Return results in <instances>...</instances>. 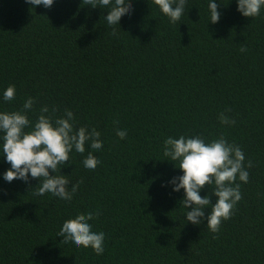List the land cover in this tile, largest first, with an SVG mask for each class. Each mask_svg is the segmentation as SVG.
I'll use <instances>...</instances> for the list:
<instances>
[{
    "label": "trees",
    "instance_id": "trees-1",
    "mask_svg": "<svg viewBox=\"0 0 264 264\" xmlns=\"http://www.w3.org/2000/svg\"><path fill=\"white\" fill-rule=\"evenodd\" d=\"M216 2L217 24L208 0H188L173 24L154 0H133L114 38L107 11L83 0L48 9L0 0V93L16 86L0 110L35 97L33 121L43 105L55 106L56 116L70 109L76 127L103 142L92 153L101 160L94 172L82 169L81 156L61 169L78 184L68 204L35 196L38 180L0 178V264H264V9L244 17L236 0ZM221 112L236 123L221 124ZM117 128L127 130L125 139ZM181 134L224 136L252 163L248 182L237 180L242 199L218 232L206 220L187 223L183 190L162 187L182 175L163 155L164 140ZM8 167L0 158V174ZM96 210L90 223L106 234L103 255L60 243L63 222Z\"/></svg>",
    "mask_w": 264,
    "mask_h": 264
},
{
    "label": "clouds",
    "instance_id": "clouds-1",
    "mask_svg": "<svg viewBox=\"0 0 264 264\" xmlns=\"http://www.w3.org/2000/svg\"><path fill=\"white\" fill-rule=\"evenodd\" d=\"M24 2L32 8L42 6L48 9L56 0ZM83 2L107 11L108 15L103 17V22L107 29L112 30L110 35L114 38L122 18L130 17L135 11L133 0ZM187 2L188 0H154L160 12L173 24L181 20ZM236 4L237 11L244 17H257L264 9V0H236ZM207 7L209 22L217 24L221 18L218 3L216 0H208ZM240 50L246 51L245 48ZM15 98V85H9L0 93V103L11 102ZM35 103L36 98L29 96L18 110H0V158L10 165L0 174V178L8 183L20 180L25 184L38 180L39 183L31 188L36 189L33 193L35 196L48 193L68 204L76 195L78 184H69L61 169L71 166L73 156H81L82 169L94 172L101 160L94 158L92 153L101 152L103 142L95 130L77 128L76 117L70 109H65L63 115L56 116L55 106L50 108L43 105L33 121L29 113L33 111ZM218 119L226 126L236 123L235 119L224 112L219 114ZM116 135L123 140L127 136V130L117 128ZM163 155L182 172V175L172 177L162 187L170 185L173 192L183 190L180 204L187 223L200 225L206 220L208 229L218 232L222 221L233 215L237 203L242 199L241 184L237 180L243 183L249 180L247 169L252 167V163L248 161L245 165L241 147L230 143L224 136L206 140L201 135L181 134L178 137L168 136L164 140ZM206 185L211 190L202 196L201 192ZM212 196L216 197L215 203H212ZM100 214L99 210L89 211L63 222L57 233L60 243L75 248H91L96 255H103L106 234L93 230V224L90 223Z\"/></svg>",
    "mask_w": 264,
    "mask_h": 264
}]
</instances>
